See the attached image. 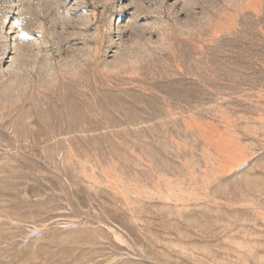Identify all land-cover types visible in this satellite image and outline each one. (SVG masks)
<instances>
[{
    "label": "rangeland",
    "instance_id": "rangeland-1",
    "mask_svg": "<svg viewBox=\"0 0 264 264\" xmlns=\"http://www.w3.org/2000/svg\"><path fill=\"white\" fill-rule=\"evenodd\" d=\"M0 264H264V0H0Z\"/></svg>",
    "mask_w": 264,
    "mask_h": 264
}]
</instances>
